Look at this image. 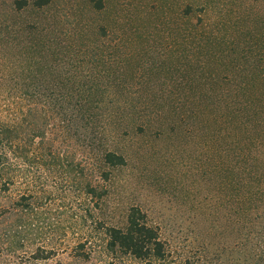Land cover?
<instances>
[{
	"label": "rangeland",
	"instance_id": "374dc122",
	"mask_svg": "<svg viewBox=\"0 0 264 264\" xmlns=\"http://www.w3.org/2000/svg\"><path fill=\"white\" fill-rule=\"evenodd\" d=\"M261 74L264 0H0V264H264Z\"/></svg>",
	"mask_w": 264,
	"mask_h": 264
},
{
	"label": "trees",
	"instance_id": "16d2710c",
	"mask_svg": "<svg viewBox=\"0 0 264 264\" xmlns=\"http://www.w3.org/2000/svg\"><path fill=\"white\" fill-rule=\"evenodd\" d=\"M258 80H254L251 77L241 87V93L249 92L252 102L248 100V103L252 105L250 110L244 112L242 108H238L237 116L242 117L245 114H250L252 117L257 113L254 102L256 97H261V92L258 86L264 87V74L257 76ZM250 101V102H249ZM247 102V100H246ZM263 103V99L261 100ZM255 111V112H254ZM253 118V117H252ZM255 119V118H254ZM253 125L252 127H254ZM236 143V140H234ZM6 158L5 152H0V164L4 163ZM104 161L110 165H120L124 163V159L121 155L107 152L104 155ZM255 174V170L250 171ZM264 178V174H260ZM257 175H248L249 181L255 184L253 181L257 180ZM255 187V185H254ZM264 192V185L255 187L250 194V198L255 199L253 196L258 193ZM105 248L110 252H121L129 254L141 260V264H164V260L167 256V251L164 246V242L160 239L159 233L156 228L149 225L146 221L144 213L137 207H131L128 215L126 226L123 228L114 226H105ZM180 264V263H175Z\"/></svg>",
	"mask_w": 264,
	"mask_h": 264
}]
</instances>
